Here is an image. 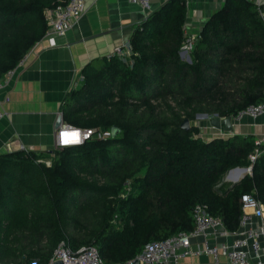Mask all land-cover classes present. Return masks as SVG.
<instances>
[{
	"label": "trees",
	"instance_id": "1",
	"mask_svg": "<svg viewBox=\"0 0 264 264\" xmlns=\"http://www.w3.org/2000/svg\"><path fill=\"white\" fill-rule=\"evenodd\" d=\"M61 2L0 0V80L42 41L46 11ZM186 18V0H166L134 26L131 63L112 55L82 70L63 120L115 129L112 138L0 154V264H49L62 241L94 246L108 264L126 262L152 241L190 231L196 205L230 232L242 195L264 206L263 142L237 134L203 141L199 127L181 129L196 114L236 118L264 104V2L224 0L203 23L190 63L179 57ZM47 158L51 166L38 163ZM238 167L251 174L217 188Z\"/></svg>",
	"mask_w": 264,
	"mask_h": 264
},
{
	"label": "crops",
	"instance_id": "2",
	"mask_svg": "<svg viewBox=\"0 0 264 264\" xmlns=\"http://www.w3.org/2000/svg\"><path fill=\"white\" fill-rule=\"evenodd\" d=\"M165 1L151 0L153 11ZM223 2L186 0L184 37L198 36L203 23ZM145 18L143 10L128 0H86L85 14L66 37L57 39L56 47H49L46 41L39 42L10 85L0 93L1 107L6 113L0 120V154L52 152L62 104L72 89L81 86L84 67L93 60L112 56L116 48L129 41L134 26ZM233 125V135H253L256 141L264 143V117L256 120L245 117ZM199 137L210 141L229 136L202 122ZM207 262V257L198 256L179 264Z\"/></svg>",
	"mask_w": 264,
	"mask_h": 264
},
{
	"label": "built area",
	"instance_id": "3",
	"mask_svg": "<svg viewBox=\"0 0 264 264\" xmlns=\"http://www.w3.org/2000/svg\"><path fill=\"white\" fill-rule=\"evenodd\" d=\"M128 1L140 7L146 17L153 11L151 0ZM257 4L260 2L258 1ZM85 11L86 0H62L57 7L47 10L48 29L42 41H46L51 48L56 47L57 39L66 37L83 17ZM197 38L198 36H193L184 39L179 51V57L183 62H191L190 54ZM129 53L130 49L126 43L116 48L113 55L122 59ZM26 57L0 80V93L10 85L18 68L25 63ZM81 81L83 82V77ZM8 100L6 98V101ZM5 115L0 102V120ZM215 117L218 115L202 114L197 116L196 121L208 123ZM245 117L252 120L264 117V104L249 105L232 120L233 122L241 121ZM73 131H79V143L65 144L63 142L64 133ZM112 137L113 134L110 130L76 129L63 123L57 130L55 149L62 150L82 145L91 139L103 140ZM259 143V141L255 142L256 145ZM257 156L258 152L255 150L254 154L249 156V161L253 163ZM239 170L240 168H233L226 171L217 184V188L225 183L232 185L234 182L240 181L246 174L244 175ZM246 170L247 174H251V167ZM232 173L234 174L232 175ZM241 174L243 176H240ZM240 204L242 213L235 231H228L221 218L209 215L205 207L196 205L192 210L193 228L190 231H181L164 240L152 241L133 259L110 264H133L135 261L137 264H179L182 260L198 256L207 257L209 262L206 264H264V206L254 193L242 195ZM57 260L63 262L67 260L69 264H108L102 259L96 247L83 246L73 250L66 241L59 243L49 264H53Z\"/></svg>",
	"mask_w": 264,
	"mask_h": 264
},
{
	"label": "water",
	"instance_id": "4",
	"mask_svg": "<svg viewBox=\"0 0 264 264\" xmlns=\"http://www.w3.org/2000/svg\"><path fill=\"white\" fill-rule=\"evenodd\" d=\"M63 124V116L62 114L59 116L57 124H56V129L59 130L60 127ZM208 125L212 128L215 129L217 131H222L224 134L228 135L229 137L233 136V132H234V128H233V120L232 117L227 116L223 119H220L219 117H215L213 119H211L210 121H208ZM190 128L189 125V121L187 119H185L183 121V123L181 124V129L187 131ZM116 131L115 129L113 130L112 134L113 136L115 135ZM240 172H242L244 175L247 174V170L246 168H242L239 170ZM239 181L234 182L232 185L238 183ZM53 264H69V261L65 260V262H63L62 260H57L55 261ZM133 264H137V262L135 261Z\"/></svg>",
	"mask_w": 264,
	"mask_h": 264
},
{
	"label": "rangeland",
	"instance_id": "5",
	"mask_svg": "<svg viewBox=\"0 0 264 264\" xmlns=\"http://www.w3.org/2000/svg\"><path fill=\"white\" fill-rule=\"evenodd\" d=\"M199 34V33H198ZM122 62L123 63H125L126 65H128L129 63H131V59H130V57H129V55H126L124 58H122ZM172 106L174 105L173 103H170ZM200 116V115H202V114H196L195 115V117H194V120L193 121H191L190 123H189V125H195V126H198L199 128H200V125H201V123L202 122H198V121H196V119H197V116ZM198 122V123H197ZM206 123V122H205ZM203 140V139H202ZM203 141H205V140H203ZM38 163H41V164H44V165H46V166H51L52 165V159H50V158H47V159H41V160H39L38 161ZM239 168V167H238ZM248 168V167H247ZM241 169V168H240ZM234 173H232V175H233ZM236 174V173H235ZM240 176H243L242 174L240 175ZM226 185H228V183H225ZM128 188H124L123 189V193H125L126 191H128L127 190ZM122 193V194H123ZM82 220L84 221V217H82Z\"/></svg>",
	"mask_w": 264,
	"mask_h": 264
},
{
	"label": "snow or ice",
	"instance_id": "6",
	"mask_svg": "<svg viewBox=\"0 0 264 264\" xmlns=\"http://www.w3.org/2000/svg\"><path fill=\"white\" fill-rule=\"evenodd\" d=\"M69 133H64V136H68ZM71 136L75 137V139L71 140V141H67L68 143H79V139H80V134L79 133H72ZM65 142V141H63Z\"/></svg>",
	"mask_w": 264,
	"mask_h": 264
},
{
	"label": "clouds",
	"instance_id": "7",
	"mask_svg": "<svg viewBox=\"0 0 264 264\" xmlns=\"http://www.w3.org/2000/svg\"><path fill=\"white\" fill-rule=\"evenodd\" d=\"M72 133H79V131H73V132L69 133L68 136H64V141H65L64 143L65 144H68L67 141H71V140L75 139V137L71 136Z\"/></svg>",
	"mask_w": 264,
	"mask_h": 264
}]
</instances>
